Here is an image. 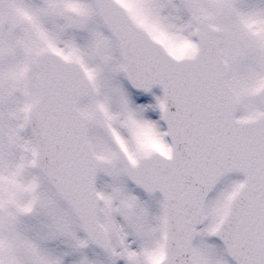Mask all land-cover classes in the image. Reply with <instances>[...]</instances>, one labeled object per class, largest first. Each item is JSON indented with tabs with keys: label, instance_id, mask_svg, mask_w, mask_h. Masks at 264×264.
I'll return each mask as SVG.
<instances>
[{
	"label": "snow or ice",
	"instance_id": "1",
	"mask_svg": "<svg viewBox=\"0 0 264 264\" xmlns=\"http://www.w3.org/2000/svg\"><path fill=\"white\" fill-rule=\"evenodd\" d=\"M0 264H264V0H0Z\"/></svg>",
	"mask_w": 264,
	"mask_h": 264
}]
</instances>
